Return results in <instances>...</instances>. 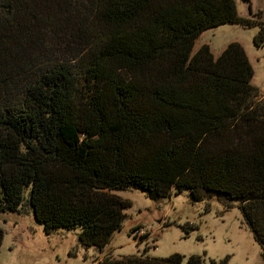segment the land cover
<instances>
[{"label":"trees","instance_id":"16d2710c","mask_svg":"<svg viewBox=\"0 0 264 264\" xmlns=\"http://www.w3.org/2000/svg\"><path fill=\"white\" fill-rule=\"evenodd\" d=\"M224 24L264 45L235 0H0V212L102 252L131 207L115 192L187 190L236 201L264 260V93L240 43L195 52ZM147 252L102 264H204Z\"/></svg>","mask_w":264,"mask_h":264},{"label":"rangeland","instance_id":"374dc122","mask_svg":"<svg viewBox=\"0 0 264 264\" xmlns=\"http://www.w3.org/2000/svg\"><path fill=\"white\" fill-rule=\"evenodd\" d=\"M235 2L241 16L264 21V0ZM258 31V27L220 25L199 37L195 52L209 45L218 57L230 43H240L254 69L252 83L264 93V45L257 47L254 43ZM115 193L129 201L131 207L125 210L122 230L113 234L102 252L80 244V229H58L46 234L29 206H22L17 212H0L4 233L0 264H102L139 255L147 248L149 257L162 259L178 253L185 263L197 255L204 264L227 257V264H264L261 248L236 201L214 197L208 202H195L187 190L158 199L134 189Z\"/></svg>","mask_w":264,"mask_h":264}]
</instances>
